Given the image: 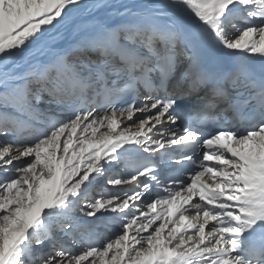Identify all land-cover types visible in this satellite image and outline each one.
<instances>
[{
	"label": "snow or ice",
	"instance_id": "1",
	"mask_svg": "<svg viewBox=\"0 0 264 264\" xmlns=\"http://www.w3.org/2000/svg\"><path fill=\"white\" fill-rule=\"evenodd\" d=\"M0 264H264V0H0Z\"/></svg>",
	"mask_w": 264,
	"mask_h": 264
}]
</instances>
